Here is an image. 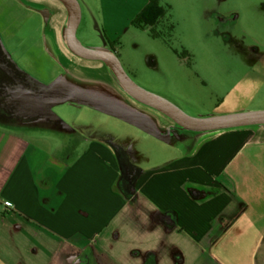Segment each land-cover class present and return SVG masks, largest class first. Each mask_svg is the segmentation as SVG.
Instances as JSON below:
<instances>
[{
	"label": "crops",
	"instance_id": "crops-1",
	"mask_svg": "<svg viewBox=\"0 0 264 264\" xmlns=\"http://www.w3.org/2000/svg\"><path fill=\"white\" fill-rule=\"evenodd\" d=\"M76 1L82 44L136 29L149 2ZM68 21L60 0H0V264H223L213 251L249 235L246 264H264V124L181 128L76 55ZM86 106L126 145L76 128Z\"/></svg>",
	"mask_w": 264,
	"mask_h": 264
},
{
	"label": "rangeland",
	"instance_id": "rangeland-1",
	"mask_svg": "<svg viewBox=\"0 0 264 264\" xmlns=\"http://www.w3.org/2000/svg\"><path fill=\"white\" fill-rule=\"evenodd\" d=\"M160 4L167 6L163 23L173 25L168 44L137 28L114 39L118 42L113 53L126 73L190 116L264 110V0H160ZM91 36L83 45L104 41L97 33ZM83 115L96 117V122L74 124L85 136L94 131L126 145L122 121L87 106ZM5 124L14 127L16 122ZM256 237L231 236L239 243L223 242L213 254L223 264L252 262Z\"/></svg>",
	"mask_w": 264,
	"mask_h": 264
},
{
	"label": "water",
	"instance_id": "water-1",
	"mask_svg": "<svg viewBox=\"0 0 264 264\" xmlns=\"http://www.w3.org/2000/svg\"><path fill=\"white\" fill-rule=\"evenodd\" d=\"M67 8L69 21L67 42L79 57L101 60L109 66L119 83L136 100L148 105L168 117L178 126L190 131L202 132L233 127L264 124V110H251L209 116H190L169 100L139 86L124 70L119 59L105 48L93 49L83 45L77 38L80 9L76 0H60Z\"/></svg>",
	"mask_w": 264,
	"mask_h": 264
},
{
	"label": "trees",
	"instance_id": "trees-1",
	"mask_svg": "<svg viewBox=\"0 0 264 264\" xmlns=\"http://www.w3.org/2000/svg\"><path fill=\"white\" fill-rule=\"evenodd\" d=\"M166 7L160 4V0H149L141 12L133 18L131 25L137 29L147 30L151 37L160 38L168 44V36L173 30V25L171 23L164 24L162 21L167 9ZM103 38L111 46L113 52H115L113 45L118 40L111 41L106 33H103Z\"/></svg>",
	"mask_w": 264,
	"mask_h": 264
},
{
	"label": "flooded vegetation",
	"instance_id": "flooded-vegetation-1",
	"mask_svg": "<svg viewBox=\"0 0 264 264\" xmlns=\"http://www.w3.org/2000/svg\"><path fill=\"white\" fill-rule=\"evenodd\" d=\"M126 172H127V170H126Z\"/></svg>",
	"mask_w": 264,
	"mask_h": 264
}]
</instances>
